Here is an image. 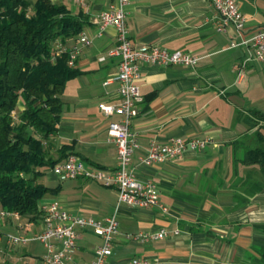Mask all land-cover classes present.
Wrapping results in <instances>:
<instances>
[{"label":"crops","instance_id":"0c3cea01","mask_svg":"<svg viewBox=\"0 0 264 264\" xmlns=\"http://www.w3.org/2000/svg\"><path fill=\"white\" fill-rule=\"evenodd\" d=\"M236 1L247 18L243 32L225 25L209 0H130L126 8L134 46L157 45L200 58L196 68L141 67L144 100L133 120L141 150L134 154L132 168L139 180L157 185L168 213L121 205L114 189L86 179L60 181L53 168L41 170L38 183L55 192L40 207L56 202L76 217L103 221L116 216L120 234L108 264H127L135 257L153 264H264V231L259 228L264 225V176L258 165L243 162L248 149L261 146L256 137L260 128L264 136V120L253 115L256 111L264 116V62H256L245 44L264 25V0ZM55 3L84 17L85 27L61 45L66 52L79 47L71 67L79 74L65 86L58 132L46 148L55 159L67 147L87 167L115 169L117 148L108 142L107 131L118 117L105 115L99 104L120 102L117 82L107 84L118 73L120 59L110 56L118 44L117 32L110 26L101 31L98 22L99 14L115 0ZM81 35L88 37V46L80 43ZM24 109L20 100L16 113ZM252 123L258 125L252 128ZM175 138L209 139L210 144L199 152L188 150L177 161L153 166L139 162L152 142L166 144ZM42 228V217L38 222L21 217L0 220L3 235L27 237ZM161 230L169 233L165 239L124 238ZM100 243L91 230L81 231L73 261L90 264ZM10 247L0 242V264H45L47 249L38 241L14 247L15 252Z\"/></svg>","mask_w":264,"mask_h":264},{"label":"built area","instance_id":"2783aa9c","mask_svg":"<svg viewBox=\"0 0 264 264\" xmlns=\"http://www.w3.org/2000/svg\"><path fill=\"white\" fill-rule=\"evenodd\" d=\"M53 3L56 0H51ZM224 21L225 25H232L238 32H243L247 26V18L239 9L236 0H209ZM84 5L86 0H75ZM130 0H115L108 9L98 16L100 30L113 27L117 32V47L110 53L111 57L120 59L118 73L107 84L117 82L120 102L117 105L99 104V109L107 116L115 115L118 120L110 122L108 126V142L117 148V166L115 169H100L87 167L75 154L53 167V172L60 181L86 179L100 183L106 188L117 192L118 203L139 208H159L168 213L169 208L160 202L157 185L153 181H141L132 168L134 154L141 150L137 132L133 130V120L139 105L144 98L140 92L142 79L141 67L143 65H159L163 67L184 66L196 68L200 58L188 52H170L157 45L136 47L129 38L126 22V8ZM220 30H225L222 27ZM80 43L88 46L87 36L81 35ZM245 44L250 45L253 58L258 63L264 62V25L255 31ZM58 55L66 52L62 46L57 45ZM79 47L69 52V66L74 67ZM105 61V58H101ZM210 144L209 139L182 138L172 139L169 143L160 144L152 142L148 149L142 151L139 162L146 166L165 164L177 161L188 151L199 152ZM42 213V231L32 236H19L14 234L3 235L0 232V242L6 241L8 245L25 246L31 241H38L45 245L47 253L45 264H77L73 261L72 253L77 249L80 232L91 230L101 243L95 248V257L90 264H108L113 254L115 238L120 234L119 222L116 216L106 220L76 217L70 214L59 203H51L40 207ZM20 218L17 213L0 211V220ZM169 233L161 230L158 233L138 235H124L130 241L147 242L150 240L165 239ZM174 235H178L175 232ZM57 245H61L59 248ZM127 264H153L145 258H132Z\"/></svg>","mask_w":264,"mask_h":264},{"label":"trees","instance_id":"16d2710c","mask_svg":"<svg viewBox=\"0 0 264 264\" xmlns=\"http://www.w3.org/2000/svg\"><path fill=\"white\" fill-rule=\"evenodd\" d=\"M34 1L0 0V211L30 222L41 220L40 202L55 192L38 183L41 170L74 154L63 147L55 159L45 143L58 132L65 86L79 74L68 64L69 52L58 55L57 45L85 27V18L65 5ZM20 100L25 109L16 113ZM261 129L256 132L261 146L248 149L243 162L258 165L264 176ZM259 228L264 231V225Z\"/></svg>","mask_w":264,"mask_h":264},{"label":"rangeland","instance_id":"374dc122","mask_svg":"<svg viewBox=\"0 0 264 264\" xmlns=\"http://www.w3.org/2000/svg\"><path fill=\"white\" fill-rule=\"evenodd\" d=\"M11 219H16V218H11ZM17 220V219H16ZM11 234H14V235H18L17 233H11ZM19 236H21V235H19ZM14 247H16L17 249H19V248H21V246H14V245H11V247H10V252L12 251V252H15L16 251V248H14ZM2 258H4L3 257V254H1V256H0V262H1V259Z\"/></svg>","mask_w":264,"mask_h":264}]
</instances>
